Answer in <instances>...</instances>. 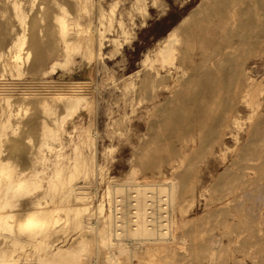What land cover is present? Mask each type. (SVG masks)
Here are the masks:
<instances>
[{"label":"rangeland","instance_id":"obj_1","mask_svg":"<svg viewBox=\"0 0 264 264\" xmlns=\"http://www.w3.org/2000/svg\"><path fill=\"white\" fill-rule=\"evenodd\" d=\"M34 1V7L30 15L35 19V25L33 24L32 30H29L27 34L25 49L22 53V65L25 72L20 77H12L9 73L1 76L4 81H15L16 85L10 92L13 108L12 125L1 136L0 143L2 147L0 149L2 148V151L0 150V158L6 161V164L10 166V170L16 176H19V174L21 176L25 171L30 172L35 164L40 163L42 156H46V162L41 165L45 177L43 178L42 187L34 189L31 185L32 190H24L21 194H18L16 197L18 201L14 199L15 202H12L11 205H3L5 202L4 200L1 201L0 212L5 214L6 211H11L13 216L10 220L12 223L11 229L8 227H4L5 229L0 228V242H2L0 247L9 251V257L11 253L15 254L17 252V256L21 257L19 264L34 263L31 258L34 256V252L37 251L36 244L38 241L28 234L29 232L25 227L32 220L33 213L40 203L45 200L49 206L60 205L59 214L63 217L68 214L67 205L69 204H72L73 208L88 204V210L83 208L81 218L88 217V215H99L98 208L101 205H104L105 213H108L109 200H107L106 187L110 184V180L123 182L130 174L131 169L135 168V176L139 181L154 183L166 182L168 179L175 178L178 184L179 201L177 205H180L181 210L178 208L179 206H175L176 214L178 212L177 222L172 228L175 238L173 241L165 242L166 248L161 247L162 243L146 242L141 244L140 248L134 253L128 250L113 253L108 252L104 247L99 251L100 247L96 245L92 231L83 230L82 225L71 224L70 221L65 220H61L55 229L49 233L48 238H45L46 242L54 247L63 245V247H68L67 245H74L80 236H90V250L92 251L82 256L83 264H86L89 255L96 259L99 257L98 263L100 264H111L105 257L113 254L117 257V263L112 264H264V166L257 165V168L253 167L251 169V165L246 164L247 159L245 158V160L243 156L239 157L241 153H239L240 150L237 147L250 146V135H248L250 134V127L262 124L264 119V90H262V88L264 89V0H234L237 2L232 14L238 20V25L234 30L241 33L250 32L255 41L253 46L246 45L244 42L237 44L235 58L239 65L237 70H240L237 75L241 76L236 75L238 77L236 79L239 80L240 78L239 81H242L249 75L252 77L255 87L258 86L257 89L262 91L255 94L253 91H249L250 89L248 90L247 87L242 88L240 93L242 95L241 102L238 104L239 113H237L240 118V126L234 125L229 128L224 144L216 142L212 138L206 139L208 142L206 140L201 141L206 131L205 134L208 135L210 129L207 127L209 126L206 127L207 129L202 128L204 131L198 130L192 133L194 130L192 128H195L198 120L197 116L202 112L204 105L216 103L213 106L211 105L213 109L211 115L217 112V114H221L223 110L227 109V102L225 101L227 93L223 92L222 88L220 96L215 97V100L212 99V102L204 97V86H201L198 81L201 82L200 79H205L204 73H207L208 69H205L204 72V68H200L205 65H203L205 57H209L214 52L212 50L204 52L201 49V44L196 40L194 42L193 37L190 35L191 32L189 33L190 30L193 31L196 27L205 26L204 24L208 23L207 20L204 21L205 18L203 17L207 13L210 14V9L206 6L210 5L211 8L212 5L214 7L217 0ZM60 5H63V8ZM59 7L65 8V11L62 12ZM201 9H207L208 12L206 13L203 10L206 14L203 11L204 14H202ZM192 12L196 14L194 17L189 15ZM61 16L70 23V32L74 30L81 31L79 40L75 42V45H79L81 42L87 44L86 48L73 50L72 57L66 62V50H63L65 45L61 40H58L53 48L44 45L50 35L47 30L48 27L51 28L57 38L61 37L58 22V17ZM198 16L202 18L199 19ZM208 16H206L207 19ZM186 17L188 19L179 31L180 41L177 42V46L179 45L181 49H178V54L182 56L179 57L181 60L178 63L176 74L180 79L185 75L184 79H186L188 73H191L193 69L191 75L195 76L192 77L195 79H191V76L189 78L188 75L185 81L191 80L190 84L194 86H188L190 85L189 82H187V85L184 79L181 84L184 83L185 85L179 86L172 80L161 77L164 80L156 78L155 81H160L159 87L153 82L155 85V90H153L152 83L149 84L150 87L147 85L151 77L144 81L145 83L141 81L144 80L142 76L144 77L148 71L150 74L153 71L145 67L146 53L149 49L154 48L157 43L163 41L168 32L174 26L180 25V22ZM253 17L256 19H253ZM190 21H196V23L193 22L196 25L193 26ZM108 23L111 24V27ZM187 28L189 29L188 32L186 31ZM123 29L128 30L129 34H124ZM100 30L105 31L103 32L102 45L99 46L98 41H95L91 47V36L101 32ZM257 36L258 38H256ZM190 37L193 41H190ZM112 38L113 40L114 38L118 39L119 44H116ZM37 40H40L43 44L37 46ZM232 40L238 42L235 36L232 37ZM239 50L240 52H238ZM27 53H29L28 58ZM239 55L242 58H237ZM39 57L42 59H39ZM182 58L184 59L183 62ZM193 64L194 67H192ZM207 66L204 67L207 68ZM198 68L203 71V74L200 71L202 76H200ZM142 72H144V75H142ZM179 78L178 81L180 82L182 79L179 80ZM178 81L176 82L179 84ZM197 84L203 87L202 92H200L203 93V96L197 92L194 93V91H198L199 86L197 87ZM68 85L76 86V91L84 93L86 98L80 111L73 118L64 119L63 112L67 108H64L63 102L57 101L54 93L67 88ZM223 85L228 86L227 83ZM174 88L182 92L184 89L187 90L185 95L180 93L182 98L178 95L182 100L177 98L178 93L173 90ZM28 89L32 92L29 93ZM150 92L158 93V97H148V95H151ZM172 92L177 94H172ZM189 92H192L196 97L193 98L194 101L193 99L188 100L193 96L191 94L187 98ZM249 95L250 100L253 101H249ZM183 96L187 100H183ZM171 97H174V99ZM176 98L179 103L181 101H183V104L186 102L184 105L186 109L182 107V102L180 103L182 104L181 107L179 103V106H176ZM257 99L258 108L252 105V103H257ZM187 103L191 108L187 107ZM176 108L180 110L183 108V110L180 112L178 109L177 112ZM195 108L202 109L197 111ZM251 109H254L255 115ZM172 110L177 113L172 112ZM187 111L188 114L191 111L193 113L191 112L187 116ZM14 112L17 113V116ZM181 114L185 120L182 117H180V120L178 119ZM174 116L177 122L179 120L183 123L174 124L176 123V121L173 122ZM186 117L190 118L188 120H191V123L192 120L196 121L191 124ZM15 125H17V128ZM175 125H178V127H175ZM188 129L190 130L188 131ZM177 130L181 132L176 133L177 136H175L176 134L173 135L174 131L177 132ZM181 133L182 135L184 133L187 138L181 137L182 135H179ZM187 134H193L194 136ZM235 134H238V142L234 140L233 135ZM192 137L195 139H192ZM199 139L200 142H198ZM192 141L194 142L192 143ZM207 143H209L208 146ZM198 144L199 148L197 147ZM191 146L196 150L193 151ZM180 148L187 150V152L182 153ZM174 150H176L175 153ZM171 151L174 154H182L176 156ZM191 151L193 152L190 153ZM233 155L237 157V161ZM245 156L247 157V154ZM231 160H235V162ZM98 163L100 166H98ZM73 164H76L78 169L72 167ZM246 165L249 166L246 168ZM57 166L63 168L65 173L71 170L73 180L71 185H69L70 182H64L66 195L61 196L63 188L60 185L58 190L60 194H55L52 198L48 194L49 184L58 182V179L54 177V170ZM76 188L84 190L87 196L81 200L77 199L73 195ZM201 193L204 195L203 197L200 195ZM124 195L125 191L123 194L121 193V196L124 197ZM191 196L197 198L195 210L189 214L187 212L184 213L185 215L181 214V211H189L191 208ZM190 220L194 222H190ZM193 224L195 227H193ZM191 228L197 230L192 229L193 231H191ZM51 234L57 235L52 237ZM123 238H127V236H123ZM210 238H219L226 242L239 240L246 244H254V246L249 247L248 245L247 247L246 245L245 247L243 245L240 252H235L237 256L242 258L232 257L229 251H225L221 253L220 257H215L216 260H214L210 255L208 257V251H206L208 248L205 249L207 242L208 246L210 245ZM18 239H24L25 245L23 248L20 247ZM205 239L208 240L205 242ZM133 243L136 245L135 241L129 243L121 240L118 246L127 247L129 244L133 245ZM199 244L204 247H200Z\"/></svg>","mask_w":264,"mask_h":264},{"label":"bare ground","instance_id":"obj_2","mask_svg":"<svg viewBox=\"0 0 264 264\" xmlns=\"http://www.w3.org/2000/svg\"><path fill=\"white\" fill-rule=\"evenodd\" d=\"M208 1H211V0H208ZM233 1L232 0H217V4L214 2L215 8L211 5L212 10L210 8V5L206 6V8L209 7L210 14L207 13L208 12V11H206L207 9L206 10L203 9V10H205L209 16L202 9H201V12L203 11L206 14L205 16L203 15V17L205 18V19L204 18L203 19H204V21L207 20L209 24L206 22L204 24L205 26L201 25L200 27H196L193 31H191V30L189 31L188 28H187L188 30L186 29L187 32L188 31H189V33L191 32L190 35L193 37L194 42L196 40L197 42H199L201 44V49L204 50V52L208 51V50H212L214 52V53L212 52L213 54L210 55L209 57L208 56H207V58L205 57L204 63L201 60L203 65L204 64L206 66L208 65L207 68L204 67L205 65L200 68V69L204 68L203 69L204 72H205V69H208V72L204 73L205 77L203 76L205 79L198 78L201 81V82L198 81V83L199 84L201 83L200 85L204 86V97L207 98L208 101L211 100V102H212V99L215 100V97L220 96L221 88L223 89V92L225 91L227 93V95L225 96V101L227 102V104H226V107H227L226 110L227 111L223 110V113H221V114H217L218 113L217 112L216 113L217 115L216 114L211 115V112H213V111H211V110H213L211 107L212 104L211 103H210L211 105L206 104L202 107L203 109L200 108V109H202V112L200 111L201 113L198 114V116H199V117L197 116L198 120L197 121L192 120V123L196 121L195 128H192V129H194L192 133H195L198 130L204 131V129L202 130V128H204V127H205V129H207V128L210 129L207 136L205 134V133H207V131L204 133L205 136H203V134H202L203 138L201 141L212 138L216 142L224 144L226 142V137L228 136L227 134H228L229 128L234 126V125L240 126V124H239L240 118L237 116V113H239L238 104L241 102L242 95L240 93H241L242 88L247 87L248 90L250 89L249 91H253L255 94L261 93V91L264 90L263 88H262V90L257 89L258 86L255 87V85L253 84L252 79H251L252 77H250L249 75H247V77L245 79H242V81H239L240 78H239V80L236 79V78H238L237 76H241V75H237V72L239 74V71H240V70L239 71L237 70V69H239V68H237V66L239 67V65L237 64L238 62H236L237 59L235 58L236 57L235 49H236L237 44L244 42V43H246V45L249 44V46H253L255 44V41H254V38L252 37V34L250 32H246V33L242 32L241 33L239 31L234 30V28L238 25V20H236V18L232 14L234 9L236 8L235 3L237 2V1H234V2ZM258 1H260V0H258ZM34 3H35L34 0H0V142H1V136L4 134V131L7 128L9 129V127H11V125H12L13 108H12V103H11L12 94L10 92L12 91V89L15 88V85H16L15 81H11V80H5L4 81L1 78V76H4L6 73H9L12 77L13 76L20 77L25 72L23 65H22V53H23V50L25 49L27 34H28L29 30H32L33 24L35 23V19L32 18L30 15L31 10L34 7ZM60 6H62V8H63V5H60ZM203 6H204V3H203ZM62 8H60L62 10V12H63V10L65 11V8L64 9H62ZM40 10H42V9H40ZM98 10H99V8H98ZM111 10L113 11V9H111ZM251 10H252V8H251ZM195 11H196V9H195ZM195 11H193V12L197 14V12H195ZM197 11H198V9H197ZM193 12L189 14L192 17H194V15H196V14H193ZM203 12H202V14H204ZM202 14H201V16H202ZM256 14H258V13H256ZM253 15H254V13H253ZM206 16H208V19L206 18ZM249 16H251V15L249 14ZM102 17H100V18H102ZM198 17H199V19L202 18L200 16H198ZM254 18L255 17H253V19ZM187 19H188L187 17L184 18L182 20V22H180V25L174 26L168 32V34L166 35V37L163 41L157 43V45L154 48L149 49L146 53L145 67H148L150 70H153V71L151 74L148 71V73H146L144 77L142 76V78L144 80H141V81H142V83H145L144 81L148 80V78L151 77V79L150 78L149 79L152 82L149 81L147 85L152 83V89L153 90H155L154 83H156L159 87L160 81H157V82H155V81L157 79L159 80V78H161V77L170 79L173 82H175V84H177L179 86L182 84L185 85L184 83L181 84V82H183L185 75L183 77H181V79H182L181 80L178 77V75L176 74V69H177V66H179V64H178L179 61L181 60L179 58L181 54H178L179 53L178 51L181 49L179 48V45L177 46L178 40L180 41L179 31H180L182 26L184 27L183 23ZM247 19H248V17H247ZM196 21H192V22L190 21V23H192L193 26H195L196 24H194L193 22L196 23ZM58 22H59V26H60L59 32L61 34V37L57 38L54 35V32L51 31V28L48 27L47 30L49 31L50 35H49V39L45 42L44 45L50 46L53 48V47H55L57 41L61 40L63 42V44L65 45V49H63V50H66V60H65V62H66L72 57V54H73L72 51L73 50L74 51L78 50L76 48H82V49L86 48L87 44L81 42V43H79V45H75V42H77L79 40V34L81 31L79 32L77 30H74V31L70 32V28H69L70 23L67 22L66 19L62 18V16L58 17ZM100 23H102V22H100ZM121 23H120V25H121ZM118 24H119V22H118ZM207 24H208V26H206ZM108 25L110 26L111 24L108 23ZM191 25L189 26L190 29H191ZM91 26H93V25H91ZM110 27H109V29H110ZM72 29H73V27H72ZM39 30H41V29H39ZM182 30L184 31L185 29H182ZM247 30H248V27H247ZM103 32H105V31H103ZM103 32L101 31V32H98L97 34H93L91 36V38H90V46L91 47L94 45L95 41H98L99 46L102 45V43H103L102 40H103V36H104ZM187 32H186V34H187ZM123 33L128 35L129 31L126 29H123ZM234 36L237 37L238 42H236V41L233 42L232 37H234ZM192 37H190V39ZM126 38H128V36H126ZM256 38H258V36ZM112 40H113V38H112ZM188 40H189V37H188ZM193 40L191 39L190 41H193ZM113 41L116 44H119L118 39L114 38ZM42 44H43V42H41L40 40L36 41L37 46H40ZM27 52H29V51H27ZM180 52L182 53V51H180ZM238 52H240V50ZM28 57H29V53H27V58ZM183 57L186 58L185 56H183ZM239 57H241V56L239 55L237 58H239ZM39 59H42V58L39 57ZM191 60H193V59H191ZM183 61H184V59L182 60V62ZM197 66H198V63H197ZM192 67H194V64L192 65ZM198 69H196V70H198ZM200 69H199V73H200V76H202L203 71ZM46 70H48V69H46ZM187 70H186V73L188 72ZM192 70H191V73L193 72ZM97 71H98V69H97ZM200 71L202 72V74ZM242 71H241V73H242ZM191 73L190 72L188 73L189 78L191 76V79H195V78H192L195 76H192ZM199 73L197 72V74H199ZM142 75H144V72H142ZM188 75H187V78H188ZM200 76H198V77H200ZM163 78H161V79H163ZM178 78H179V80H181L180 82L178 81ZM167 79H165V80H167ZM186 79H184V81ZM18 81H19V79H18ZM176 81H178L179 84ZM190 81L188 80L185 82L186 83L189 82V84H190ZM256 81H258V80H256ZM49 82H51V81H49ZM260 82H261V80H260ZM225 83H227L228 86L227 85L224 86L223 84H225ZM257 83H259V81ZM51 84H52V82H51ZM199 84H197V87L199 86L198 91L196 90V91H194V93L197 92L198 94L203 96L202 95L203 93H200V92H202L201 90L203 89V87H200ZM231 84H233V85H231ZM187 85H188V83H187ZM142 86H144V84H142ZM179 86H178V88L181 89V87H179ZM188 86H194V85L190 84ZM149 87H150V85H149ZM50 88H53V87H50ZM75 88H76V86L68 85L67 88H65L61 91L56 90L57 92L54 93L57 97V101L63 102L64 108H67L63 112V118L64 119L73 118V116L76 115L80 111L81 105L83 104V102L86 98L84 93H80L78 90L76 91ZM30 89H28L29 93L32 92ZM143 89H145V88H143ZM173 90H176V89L174 88ZM182 90H183V88H182ZM178 91H180V90H176V92L178 94L175 92H172V94H175V95L177 94L176 96L178 99L180 98L179 96H181V98H182V95L180 93L185 95V93L187 92V90H185V89L183 90L184 93L182 91H180V92H178ZM245 91H246V89H245ZM147 92H149V91L147 90ZM32 94H35V93H32ZM152 94H153V96H152ZM191 94H193V93L189 92V94H188L189 96L187 95L188 96L187 98H189L191 96ZM35 95H37V94H35ZM52 95H53V93H52ZM222 96H224V95H222ZM148 97L157 98L158 93H155V92L151 93V95L150 96L148 95ZM184 97L185 96H183V100H187V98L185 97L186 98L185 99ZM171 98L174 99V97H171ZM177 98H176V100H177ZM193 98H196V97H194V94L188 100L190 101ZM223 99H224V97H223ZM248 99H249V101H253V100H250V95H249ZM168 100H170V99H168ZM194 100L195 99H193V101ZM173 102H174V100H173ZM181 102L183 104V101H181ZM196 102H197V99H196ZM169 103H170V101H169ZM171 103H172V101H171ZM178 103L179 102L177 100V104H176L177 107L180 104V103L179 104ZM185 103L182 106L183 108H184ZM245 103H246V101H245ZM174 104H175V102H174ZM182 104H180V107ZM215 104H213V105H215ZM223 104H225V103H223ZM257 104H258V99H257L256 104L252 103L253 106H256V108H258ZM199 106H201V105H199ZM199 106H198V108H199ZM187 107H189V104L187 105ZM183 108H181V109L183 110ZM189 108H191V107H189ZM198 108H195V109H197V111H199L200 109L198 110ZM172 109H175V108H172ZM178 109L179 108H176L177 112H178ZM184 109H186V107ZM182 110H180V112H182ZM251 110H250V112H251ZM167 111H168V109H167ZM172 112H174V111L172 110ZM177 112H174V113H177ZM191 112H189V114ZM14 113H16V112H14ZM17 113H18V111H17ZM17 113H16V116H17ZM170 113H171V110H170ZM185 113H186V111H185ZM185 113H184V115H185ZM182 114L178 116L179 120H180V117H182L184 119ZM189 114L187 111V116H189ZM253 114H254V111H253ZM188 119H190V118H187V120ZM179 120H178V122L181 123V121H179ZM175 121H176V123H174V124H177L178 123L177 119L174 116L173 122H175ZM188 121L191 123V120H188ZM249 124H251V123H249ZM15 126L17 128V125H15ZM180 126H183V125H180ZM207 126H209V127H207ZM175 127H178V125L177 126L175 125ZM189 130L190 129H188V131ZM179 131L178 130H177V132L174 131L173 135H175L176 133L178 134ZM182 132H183V130H182ZM249 133L250 134H248V135H250V141H249L250 146H248V147L247 146H245V147L244 146L243 147L237 146L238 149L240 150L239 153H241V155H239V157L243 156L244 159L246 158L247 160L246 159L245 160L248 162H246V161L245 162H246V164L249 163V165H251L250 166L251 169L253 167L257 168V165L258 166L261 165L263 167L264 166V119L262 121V124L252 125L249 129ZM177 134L175 136H177ZM179 135H182V133ZM187 135L194 136L193 134H187ZM175 136H174V138H175ZM233 136H234V140L236 142H238L239 141L238 134H235ZM181 137L187 138V136L184 135V133ZM188 137H190V136H188ZM193 138L194 137H192V139ZM247 138H248V136H247ZM248 140H249V138H248ZM206 141L208 142V140H206ZM193 142L194 141H192V143ZM198 142H200V139ZM210 143H211V141H210ZM208 144L209 143H207V146H208ZM214 144H215V142H214ZM198 146H199V144L197 145V147ZM212 146H214V145H212ZM0 147H2L1 143H0ZM191 147H193V146H191ZM215 147H216V145H215ZM237 147H236V149H237ZM0 150L2 151V148ZM180 150L182 151V153L187 152V150H184L182 148H180ZM195 150L196 149H194V147H193V151H195ZM197 150L199 151V149H197ZM175 151L176 150H174V153H175ZM193 151H191L190 153H192ZM206 151L208 152V150H206ZM242 151H244L245 153ZM177 152H178V150H177ZM171 153H173V152L171 151ZM182 153H179V154H182ZM177 154L178 153H176L174 155L177 156ZM244 154L245 155L247 154V157ZM233 156L235 157V160H236L237 157L235 155H233ZM232 159H233V157H232ZM46 160H47V157L42 156V158L40 159V163L35 164L32 167L30 172L25 171L23 174H21V176H20V174H19V176L18 175L16 176L10 170V166H8L6 164V161H4L0 158V203L2 200H4L5 203L3 205H11L12 202H15L14 199H16L18 194H21L24 190H32V188L30 187L31 185H33L34 189L35 188L38 189V188L42 187L43 178L45 176L43 175L44 169H43V167H41V165L44 162H46ZM235 160H231V161L235 162ZM146 164H148V163H146ZM71 165H72V163H71ZM249 165H246L245 167L247 168V166H249ZM98 166H100V164ZM261 166H260V168H261ZM72 167L77 168L76 164H73ZM250 167H248V168H250ZM74 170H76V169H74ZM66 173L63 171V168H61L60 166H57L55 168L54 177H56L58 179V182L56 181V182L50 183L49 184L50 190L48 192V194H50V196H52V198L55 196V194H60L58 191L60 185L62 186L61 188H63L61 190V192H62L61 196L66 195V191H65L66 189H65L64 182L65 181L70 182L69 185H71V182L73 180V172L70 170ZM135 173H136V169L132 168L130 171V174L124 179L123 182L110 180V184H108V186L106 187L107 188V195H108L107 200H109L108 201V205H109L108 206L109 207L108 213H105V207H104V205H101L98 208L99 213H100L99 215L98 214H96V216H91V215L89 216L88 215V217L86 216L85 218H81V216L83 214L82 210H83V208L88 210V204H83L82 207L81 206L76 207L75 205H73L74 207H76V208H73L72 204H69V202H68L69 205H67V209L69 211H68L67 216L63 217L59 214V211L61 210L60 205L56 204L54 206H49V205H47V203H46L47 201H45V200L42 203H40L38 208L33 213L32 220L25 227L27 229V231L29 232L28 234H30L32 237L36 238L35 240L38 241L36 244V246L38 247L37 251L34 252V256L31 258V259H33V262H34L32 264H83L84 262L82 261L83 260L82 256L87 254V252L92 251V250H90V242H91L90 240L91 239H90V236L87 237V235L86 236L85 235L80 236L78 238V240L76 239L77 241H76V243H74V245L73 244L70 246L67 245L68 247H63L64 245L54 247L49 242H46L45 238H48L49 233L55 229V227L57 226V224L61 220L70 221L71 224L76 223L78 225H82L84 227L83 230L88 229V230L92 231L94 234L93 239L96 242V245H98V247H100L99 251L101 250V248L104 247V249L107 250L108 252H113V253L116 251L125 252L128 250V251H131L132 253H134L137 249L140 248L141 244L146 243V242L162 243L163 245H161V247H163V249L166 248L165 242L173 241V239L175 238V234H174L172 228H173V225L177 222L176 220L178 218V212L176 214V209H175V206L177 205V203L179 201L178 200L179 190L177 189L178 184H177L175 178L168 179V181H166V182H164V181L163 182L159 181V182H154V183L142 182V181H139L137 176H135ZM74 190H76V191L73 192V195L79 200H81L87 196V193L84 190H81L79 188H76ZM124 191H125V195L123 197V196H121V193L123 194ZM191 191H193V190H191ZM200 195H202V193ZM203 196L204 195H202V197ZM105 197H107V196H105ZM16 200L18 201V199H16ZM196 201H197L196 196H193L191 199V204H190L191 208L189 209V211H187V210L181 211L180 213L184 214L185 212H187L189 214L191 211H194L195 207H196ZM177 206H179L178 208L180 209V205H177ZM87 210H84V211H87ZM188 214H186V215H188ZM63 215H64V213H63ZM184 215H182V216H184ZM12 216L13 215H12L11 211H6L5 214H2L0 212V228L8 227L11 229L12 223L10 220L12 219ZM63 218H65V219H63ZM190 222H194V221L190 220ZM194 224H193V227H195ZM192 229H194L195 231L197 230L195 228H191V231H193ZM79 234H81V233L79 232ZM30 235H29V237H30ZM53 235L56 236L57 234H53ZM53 235L51 234L52 237H53ZM125 235L127 236V238H123V236L126 237ZM42 236H43V238H41ZM16 238H18V237H16ZM39 238H41V239H39ZM205 238H207V237H205ZM219 238H220V236H219ZM219 238H210L209 239L210 245L208 246V242H207V244H205V249L208 248V250L206 249V251H208L207 252L208 257L210 255V257H213L214 260H216L215 257H220L221 253L225 252V251H229L230 254L232 255V257L242 258L241 256H237V254H235V252L236 251L240 252V248H242L243 245L245 247H246V245H247V247H248V245H249V247L254 246V244L253 245H250L251 243L246 244L245 242H240L239 240H229L226 242L225 240L219 239ZM49 239H50V237H49ZM1 240H3V239H1ZM71 240H72V238H71ZM121 240H125L129 243H131V241H135L136 245H134L135 243H133V245L129 244V246H127V247H124V246L119 247L118 245H120ZM207 240L205 239V242ZM18 242L20 244V247L23 248L25 245L24 239L23 240L18 239ZM74 242H75V240H74ZM0 243H2V242H0ZM26 243H27V241H26ZM242 243H245V244H242ZM27 244H29V243H27ZM200 245L201 244H199V246ZM29 246H31V245H29ZM200 247H204V246L202 245ZM104 249H103V251H104ZM24 251H25V249H24ZM19 252H21V251H19ZM8 253H9L8 250H5V249H3V247H0V264H19V259H21V257L17 256V252L15 253L16 255L11 253L10 257L8 256ZM18 254H20V253H18ZM102 255H103V253H102ZM109 255H111V254H109ZM89 256H87L88 260L86 259L87 260L86 264H100V263H98L99 257H98V259H96V258L91 257V255H89ZM105 258H107L111 264L115 263V262L117 263V257H115L114 254L109 256V257H105ZM213 258H212V260H213ZM27 261H29V260H27Z\"/></svg>","mask_w":264,"mask_h":264}]
</instances>
